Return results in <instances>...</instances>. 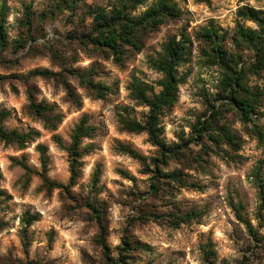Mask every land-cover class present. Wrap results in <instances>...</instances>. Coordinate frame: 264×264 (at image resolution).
I'll return each mask as SVG.
<instances>
[{
	"label": "rangeland",
	"instance_id": "rangeland-1",
	"mask_svg": "<svg viewBox=\"0 0 264 264\" xmlns=\"http://www.w3.org/2000/svg\"><path fill=\"white\" fill-rule=\"evenodd\" d=\"M113 1L0 0V20L6 17L7 31L6 40L0 41V109L8 111L4 126L38 132L24 147L0 141V264H120L118 247L126 235L150 248L131 250L128 262L121 264H264V210L259 212L251 176L264 161V144L253 133V121L264 125V71L251 77V84L263 91L261 116L246 122L221 96L224 70L213 64L211 41L204 36L205 29L214 27L218 42L237 52L241 61H250L254 52L239 47L234 39L238 9L252 5L264 10V0H178L182 15L168 17L159 28L148 31L143 47H128L121 62L85 38L93 29L95 8ZM245 24L256 27L251 21ZM174 35L189 39L190 54L180 66L186 80L179 99L162 117L163 137L177 149L166 169L181 170L182 180L197 187L160 179L156 192L151 175L125 147L147 162L160 156V149L147 133L122 128L119 116L146 118L149 109L131 98L129 84L137 77L155 91L160 89L161 73L150 61ZM43 68L67 76L82 105L72 103L56 79L32 74ZM68 68L88 71L111 89L105 98H98ZM30 94L64 115L56 130L45 127L30 109ZM212 105L222 110L220 124L241 138L240 148L223 141L216 146L198 136L194 126L208 118ZM84 115L94 130L83 140L88 152L82 157L76 183L68 192L48 191L39 174L38 145L47 148L48 176L67 184L68 152L58 139L69 145ZM22 163L34 172L28 176ZM237 202L242 203L241 214L253 232L238 218L233 206ZM191 211L199 216L178 226L171 222L172 215ZM28 212L38 220L28 228L26 246L22 219ZM145 214L152 216L143 218Z\"/></svg>",
	"mask_w": 264,
	"mask_h": 264
},
{
	"label": "trees",
	"instance_id": "trees-1",
	"mask_svg": "<svg viewBox=\"0 0 264 264\" xmlns=\"http://www.w3.org/2000/svg\"><path fill=\"white\" fill-rule=\"evenodd\" d=\"M73 3L80 0H71ZM209 3L211 0H199ZM149 0H114L111 5L95 8L93 29L86 35V39L95 44V47L104 51H109L115 61L121 62L127 54V49L140 50L145 42V36L148 31H153L165 23L168 17H180L182 9L178 0H153L145 11L135 14L140 6L146 5ZM246 21L253 22L256 27L248 26ZM6 17L2 16L0 20V41L6 40L7 31H5ZM235 41L239 47H243L254 52V57L250 61H241L237 52L230 51L221 42L215 38H220L218 30L207 28L204 36L211 41L212 53L210 58L213 64L220 65L224 74L221 80V96L229 101V105L235 108L244 121L251 122L252 118L261 116V107L263 104V91L251 84V77L259 76L264 71V10L252 5H244L238 9V20L235 29ZM189 39L171 36L162 47L156 58H152L151 66L161 73L158 81L160 89L155 91L151 84L134 77L129 84L130 96L138 105H143L149 109L146 118L138 120L130 114H121L119 122L122 128L136 133L145 132L149 141L160 149V156L153 157L147 162L144 157L139 155L133 149L125 147V151L131 156L138 158L144 166V172L150 174L151 188L158 191L160 179L172 180L178 182L181 187H197L195 183H185L182 180L181 170H168L173 154L177 149L167 143L163 137L164 126L162 117L166 109L172 108L179 99L180 86L186 80V76L180 73V66L188 60L189 57ZM68 73L74 75L80 84L95 93L98 98H105L111 89L109 85L95 81L92 74L88 71L78 69H66ZM33 75L54 78L62 84L67 97L77 106L82 105V98L77 93L75 86L62 72L54 71L49 68L36 69L32 71ZM29 107L34 114L44 121L45 127L56 130L62 122L64 115L55 113V107L46 101L37 102L33 94L29 95ZM208 118L200 121L194 126L198 136L207 138L212 144L218 146L223 141L238 149L241 147V138L225 124H220L222 110L219 106L212 105ZM8 111L0 109V141L6 143H17L25 146L26 142L38 134L37 131L27 133L17 129H7L4 126V120ZM88 116L84 115L71 134V143L64 145L58 139L60 146L68 152L70 166V180L67 184L58 182L48 176V162L46 146L39 144L41 152L42 171L39 173L42 178V186L48 191L59 188L68 192L75 185L80 174L82 166V157L88 152V147H83V140L92 136L94 128L88 123ZM253 133L257 140L264 144V125L253 121ZM205 145L203 146V148ZM203 159V158H202ZM200 159V160H202ZM199 160V159H198ZM199 160V161H200ZM26 174L29 176L34 169L26 163H22ZM254 187L259 199V212L264 210V161L260 162L251 173ZM95 183V182H94ZM0 192V196H1ZM1 201V199H0ZM92 208L97 210L95 204L90 202ZM238 218L244 221L241 214L242 203H233ZM152 215H142L143 218ZM199 216L198 212L191 211L185 214L172 215L170 218L174 225L178 226L180 222L192 220ZM158 218V217H155ZM38 220L37 215H30L29 212L23 217V238L26 246L29 243L27 233L28 228L34 221ZM249 231L253 232V226L250 222L244 221ZM2 223L0 221V227ZM102 244L106 250L110 246L103 241ZM140 247L150 248L149 245L132 240L128 235L124 236L121 245L118 247V263L128 262L127 258L131 256V250H137ZM107 254V253H106Z\"/></svg>",
	"mask_w": 264,
	"mask_h": 264
}]
</instances>
